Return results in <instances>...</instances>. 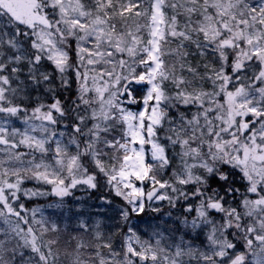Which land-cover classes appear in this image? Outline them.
<instances>
[{"label":"snow or ice","instance_id":"1","mask_svg":"<svg viewBox=\"0 0 264 264\" xmlns=\"http://www.w3.org/2000/svg\"><path fill=\"white\" fill-rule=\"evenodd\" d=\"M0 264H264V0H0Z\"/></svg>","mask_w":264,"mask_h":264}]
</instances>
